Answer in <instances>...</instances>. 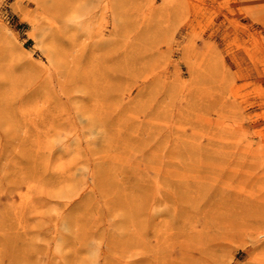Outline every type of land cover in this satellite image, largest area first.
Listing matches in <instances>:
<instances>
[{
    "label": "rangeland",
    "instance_id": "1",
    "mask_svg": "<svg viewBox=\"0 0 264 264\" xmlns=\"http://www.w3.org/2000/svg\"><path fill=\"white\" fill-rule=\"evenodd\" d=\"M0 264H264V0H0Z\"/></svg>",
    "mask_w": 264,
    "mask_h": 264
}]
</instances>
